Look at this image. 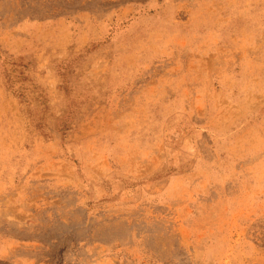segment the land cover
<instances>
[{"label": "rangeland", "instance_id": "rangeland-1", "mask_svg": "<svg viewBox=\"0 0 264 264\" xmlns=\"http://www.w3.org/2000/svg\"><path fill=\"white\" fill-rule=\"evenodd\" d=\"M0 264H264V0H0Z\"/></svg>", "mask_w": 264, "mask_h": 264}]
</instances>
